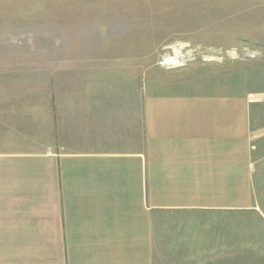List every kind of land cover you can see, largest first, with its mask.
Wrapping results in <instances>:
<instances>
[{"label":"crops","instance_id":"crops-1","mask_svg":"<svg viewBox=\"0 0 264 264\" xmlns=\"http://www.w3.org/2000/svg\"><path fill=\"white\" fill-rule=\"evenodd\" d=\"M136 92L83 93L48 153L0 152V264H264V95L241 73Z\"/></svg>","mask_w":264,"mask_h":264},{"label":"rangeland","instance_id":"rangeland-1","mask_svg":"<svg viewBox=\"0 0 264 264\" xmlns=\"http://www.w3.org/2000/svg\"><path fill=\"white\" fill-rule=\"evenodd\" d=\"M226 73L264 95V0H0V152L48 153L83 93ZM252 114L264 166V102Z\"/></svg>","mask_w":264,"mask_h":264}]
</instances>
